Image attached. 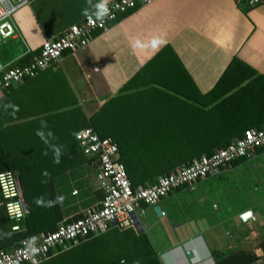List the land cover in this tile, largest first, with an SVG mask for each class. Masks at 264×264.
<instances>
[{
  "label": "crops",
  "instance_id": "crops-1",
  "mask_svg": "<svg viewBox=\"0 0 264 264\" xmlns=\"http://www.w3.org/2000/svg\"><path fill=\"white\" fill-rule=\"evenodd\" d=\"M110 1L33 0L13 14L17 36L0 46V60L16 64L24 56L37 55L45 40ZM166 46L176 59L159 55ZM234 57L264 76V4L155 0L96 33L88 48L65 52L56 64L4 92L0 127L29 130L35 124L31 132L73 134L77 143L76 134L99 112V121L125 134L121 144L132 155L134 168L160 169L152 166L165 160L171 171L183 152L173 134L192 132L189 123L198 110L214 104L204 95ZM184 74L193 84L184 82ZM155 133L162 142H153ZM84 157L81 164H65L54 177L61 214L55 226L81 217L103 197ZM159 206L161 215L156 207L142 205L135 213L134 230L147 236L161 264H216L213 252L241 250L254 251L259 257L254 264H263L264 148L216 177L179 187ZM244 210L254 211L256 220L240 222L237 216ZM29 216L28 208L22 227ZM54 220L41 217L37 223L44 226ZM81 246L34 264H76L83 261Z\"/></svg>",
  "mask_w": 264,
  "mask_h": 264
},
{
  "label": "trees",
  "instance_id": "trees-1",
  "mask_svg": "<svg viewBox=\"0 0 264 264\" xmlns=\"http://www.w3.org/2000/svg\"><path fill=\"white\" fill-rule=\"evenodd\" d=\"M159 55L176 59L168 46ZM33 57L24 56L18 63L11 65H26ZM182 79L185 83L193 84L186 74ZM204 97L210 104H214L206 110H198L192 123H189L192 132L173 134L178 135L179 138L175 137L174 141L183 148L173 166L189 162L203 153L211 155L234 138H240L245 130L264 126V76L257 74L254 68L237 57L230 61L215 86ZM104 125L106 124L99 121L98 112L90 117L86 127L93 128L100 137H109L119 145V160L133 186L154 182L159 176L170 172L166 168L170 166L164 164L165 160L152 166L156 168L158 165L160 169L134 168L132 155L121 144H124L125 134L114 132L110 123ZM35 127V124L29 125V130L14 125L0 127V172L8 169L17 171L30 210L25 225L14 231L13 223L8 219L4 208L0 207V249L11 248L40 231L47 233L57 228L55 223L61 218V214L54 177L64 171L65 164L75 166L85 161L81 148L72 139L73 134H37L35 130L30 131ZM156 135L158 133L152 137ZM71 140H74L73 154L69 151ZM153 142L160 143L162 139L153 137ZM243 159L245 158L237 159L231 165ZM143 167L146 168L144 165ZM41 217L55 220L41 226L37 223ZM70 221L72 220L68 222ZM81 245L83 261L76 264H116L121 259L126 264H161L147 236L137 233L134 228H114L97 236H89ZM261 247L264 264V242H261ZM213 257L216 264H254L259 259L254 251L247 250L230 253L215 251ZM98 259L101 261L95 263Z\"/></svg>",
  "mask_w": 264,
  "mask_h": 264
},
{
  "label": "built area",
  "instance_id": "built-area-1",
  "mask_svg": "<svg viewBox=\"0 0 264 264\" xmlns=\"http://www.w3.org/2000/svg\"><path fill=\"white\" fill-rule=\"evenodd\" d=\"M33 0H0V46L17 36L13 14ZM155 0H112L96 12L86 15L56 37L43 42L40 52L23 66H12L0 60V97L12 86L36 77L45 68L59 62L65 52L76 54L88 48L95 34L129 11L150 5ZM245 7L264 4V0H236ZM97 16L98 11H103ZM76 140L95 173L97 186L103 193L99 204L84 210L81 217L60 223L54 231L34 234L8 249H0V264H34L47 260L54 252L69 250L89 236H97L111 229L135 228V213L142 206H159L181 186H195L199 181L213 178L240 158L251 157L264 148V126L250 128L240 138L211 155L202 154L189 162L177 165L154 182L133 186L126 169L119 160L117 144L109 137H100L91 127L76 134ZM0 207L4 208L14 231L22 228L28 208L22 194L18 173L15 170L0 172ZM251 213V215H248ZM242 223H252L256 214L252 210L238 213ZM111 264V263H108ZM116 264H126L123 259Z\"/></svg>",
  "mask_w": 264,
  "mask_h": 264
},
{
  "label": "clouds",
  "instance_id": "clouds-1",
  "mask_svg": "<svg viewBox=\"0 0 264 264\" xmlns=\"http://www.w3.org/2000/svg\"><path fill=\"white\" fill-rule=\"evenodd\" d=\"M98 7H102V6H99L98 5ZM107 11V9L106 8H104L103 9V11H98L97 13H96V15L99 17V16H102L103 14H104V12H106ZM85 14L87 15V12H85ZM39 134V133H38ZM248 215H251V213H248Z\"/></svg>",
  "mask_w": 264,
  "mask_h": 264
},
{
  "label": "water",
  "instance_id": "water-1",
  "mask_svg": "<svg viewBox=\"0 0 264 264\" xmlns=\"http://www.w3.org/2000/svg\"><path fill=\"white\" fill-rule=\"evenodd\" d=\"M156 211H157V213L159 214V215H161V208H160V206H156Z\"/></svg>",
  "mask_w": 264,
  "mask_h": 264
},
{
  "label": "rangeland",
  "instance_id": "rangeland-1",
  "mask_svg": "<svg viewBox=\"0 0 264 264\" xmlns=\"http://www.w3.org/2000/svg\"><path fill=\"white\" fill-rule=\"evenodd\" d=\"M100 261H101V260L98 259V260L95 261V263L100 262Z\"/></svg>",
  "mask_w": 264,
  "mask_h": 264
}]
</instances>
